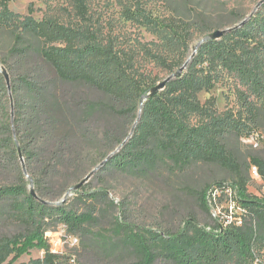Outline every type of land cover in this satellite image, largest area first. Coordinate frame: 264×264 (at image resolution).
<instances>
[{
  "label": "trees",
  "instance_id": "16d2710c",
  "mask_svg": "<svg viewBox=\"0 0 264 264\" xmlns=\"http://www.w3.org/2000/svg\"><path fill=\"white\" fill-rule=\"evenodd\" d=\"M130 1L123 10L127 20L169 28L182 43L176 61L153 56L174 74L189 57L191 25H163L139 0ZM72 2L75 17L62 22L46 16L34 19L32 5L26 16L16 14L9 0H0V36L9 37L0 62L10 79L9 94L0 74V175H16L15 182L0 184V201L7 200L13 216L27 227L16 236L0 233V264H12L32 250L44 252L35 264H56L59 254L51 253L46 234L62 225L67 238L77 239L69 232L80 233L93 224L92 211L77 213L67 208V201L51 206L39 200L56 203L61 196L54 194L57 177L74 168L87 155L88 143L97 139L108 145L106 158L113 153L106 167L145 172L162 155L179 169L192 163L217 164L235 177L229 186L236 203L233 212L222 209L224 215L212 217L210 210L221 206V198L213 197L215 188L209 191L207 186L197 198L209 221L200 224L189 217L176 233L133 235L132 264H264V200L248 193V177L240 175L243 167L228 147L232 136L250 137L264 130V106L258 104L264 99V3L242 27L202 44L181 76L140 110L141 97L159 82H145L136 48L129 38L105 32L93 21L88 0ZM217 70L237 81L239 111L218 112L213 100L198 99L213 88ZM77 88L92 90L102 99L87 100ZM99 114L128 119V131L123 135L118 123L108 125L99 139L92 129ZM18 148L37 199L30 194ZM252 166L264 184V159L252 156L246 174ZM217 186L224 194L222 183ZM75 195L83 201L78 191ZM98 197L91 193L86 200L92 204Z\"/></svg>",
  "mask_w": 264,
  "mask_h": 264
},
{
  "label": "rangeland",
  "instance_id": "374dc122",
  "mask_svg": "<svg viewBox=\"0 0 264 264\" xmlns=\"http://www.w3.org/2000/svg\"><path fill=\"white\" fill-rule=\"evenodd\" d=\"M9 1L10 10L22 16L27 15L28 7L32 5L34 10L32 17L36 20L46 16L68 22L75 17L72 0ZM88 1L91 19L105 32L110 31L114 35L129 38L139 54L140 71L145 82L157 83L170 75L166 66L153 58L158 53L165 55L166 61L178 60L183 50L182 43L175 39L169 28L157 29L127 20L123 16V10L131 3L130 0ZM259 1L139 0V3L147 14L163 25L186 23L191 25L190 57L194 46L203 36L236 24L244 15L248 16ZM201 29L208 31L202 33ZM177 31L182 32V29ZM8 44L9 37L0 36V59ZM0 67H3L1 62ZM215 76L216 82L213 88L198 95L200 102L213 100L214 108L218 112L239 111L236 98L237 81L223 70H217ZM76 91L87 100L102 99L100 94L86 88H77ZM258 104L264 106V99H260ZM127 123L128 119L120 121L110 114H99L98 121L94 123L92 129L100 139L108 125H114L112 126L114 128L117 124L121 126L124 135L128 131ZM88 144L87 155L74 168L57 177L54 194L61 196L55 202L61 200L70 187L78 184L108 155L106 152L108 145L105 142L97 139ZM228 147L243 167L240 175L248 177V193L259 200H264L263 182L254 178L251 170L246 174V166L252 156L264 159V130L250 137L232 136L228 140ZM15 178L14 173L3 172L0 175V184L15 182ZM234 179L230 171L217 164L192 163L185 169H179L162 155H158L155 165L145 172L118 170L106 167L105 164L78 191L83 201H79L75 193L67 199L68 209H73L77 213L92 211L95 221L83 232H69L78 239L76 246L65 244L62 247L57 241L58 233L52 236L57 248L61 250L56 264H132L136 259L133 251V235H142L149 231L161 234L176 233L184 220L189 217L196 218L200 224L209 221L197 198V192L207 186H210L209 191L216 188L217 197L221 198V206L212 208L211 216L224 215L226 209L233 212L236 203L233 202L229 186ZM217 183H222L221 187L225 188L224 194ZM96 192L99 199L90 204L91 201L86 200L87 195ZM8 203L7 200L0 201V233L8 236L25 233L26 225L16 220ZM236 211L241 212L238 208ZM61 227L62 225H57L54 231H60ZM43 257V251L32 250L12 264H35ZM260 259H264V251ZM158 264L165 263L160 261Z\"/></svg>",
  "mask_w": 264,
  "mask_h": 264
},
{
  "label": "water",
  "instance_id": "95a60500",
  "mask_svg": "<svg viewBox=\"0 0 264 264\" xmlns=\"http://www.w3.org/2000/svg\"><path fill=\"white\" fill-rule=\"evenodd\" d=\"M264 3V0H261L257 3V5L254 7V9L252 10V12L247 16V18H245L243 21H241L239 24L235 25L234 27L232 28H226V29H223V30H215L211 33H208L206 34L205 36H203V38L194 46L193 50H192V54L191 56L187 59V61L183 64V66L177 70V72H175L174 74L168 76L166 79H164L163 81L159 82L158 84H156L153 88H151L149 90V93L146 94V95H143L140 99V110L144 104V102L148 99V98H151L153 96H155L157 93H159L160 91H162L165 86L167 85V83H169L171 80L175 79V78H179L181 76V74L183 73V71L186 69V67L188 66L190 60L192 59V57L194 56V54L196 53L197 49L204 43H207V42H211V41H216V40H219L221 39L225 34H227L228 32L234 30V29H237L239 27H242L249 18H251L256 12L257 10L260 8V6ZM0 74L4 77L5 79V83H6V86H7V89H8V92L10 94V79H9V75L7 73V71L5 70V68L3 67H0ZM10 97V106H11V119H13V102H12V99H11V96L9 95ZM139 117L137 118V121H138ZM137 121L135 122V124L137 123ZM135 124L130 132V135L132 134L133 132V129L135 127ZM130 137V136H129ZM128 137V138H129ZM125 143V142H124ZM121 144L119 146L118 149H120L123 145ZM117 149V150H118ZM113 155L110 154L105 160H103L98 166H96L88 175H86L78 184L70 187L65 195L63 196V198L59 201V202H56V203H49V202H46V201H43V200H39L40 203L42 204H45V205H51V206H61L63 204H65V202L67 201V199L71 196V194L79 191L82 186L84 184H86L90 179L91 177L98 171L100 170L104 165L105 163L108 161V159ZM18 156H19V160L21 162V167H22V172L23 174L26 176V178H28L29 180V190H30V194L35 198L37 199V196L34 192V187H33V181L32 179H30L27 175V172H26V169H25V165H24V162H23V158L21 156V153H20V150L18 148Z\"/></svg>",
  "mask_w": 264,
  "mask_h": 264
},
{
  "label": "built area",
  "instance_id": "2783aa9c",
  "mask_svg": "<svg viewBox=\"0 0 264 264\" xmlns=\"http://www.w3.org/2000/svg\"><path fill=\"white\" fill-rule=\"evenodd\" d=\"M251 172L254 175V178L259 179L260 180V176L258 173V170L255 166H252L250 168ZM213 197L218 195L217 189L215 188V190L213 191ZM234 202V201H233ZM215 209V208H214ZM213 217L216 218L217 216L215 214H213ZM238 225L241 224L240 221H238L237 223ZM58 233V240L59 243L61 244V246L63 247L65 244H69L71 246H76L78 241L75 238H67L64 229H61L60 231L57 232H48L46 234V237L48 238V241L50 243L51 246V253L53 254H60L61 250H59L60 248H57V245L54 243V241L52 240V236Z\"/></svg>",
  "mask_w": 264,
  "mask_h": 264
}]
</instances>
